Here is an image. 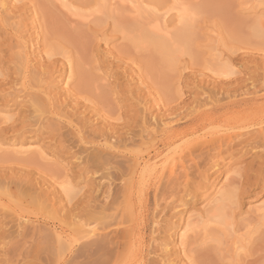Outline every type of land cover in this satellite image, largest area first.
Here are the masks:
<instances>
[{
    "label": "rangeland",
    "instance_id": "obj_1",
    "mask_svg": "<svg viewBox=\"0 0 264 264\" xmlns=\"http://www.w3.org/2000/svg\"><path fill=\"white\" fill-rule=\"evenodd\" d=\"M14 1L4 0L10 5H13ZM52 1L21 0L19 4H16L20 9L23 5V11L19 10V13L18 7L15 6L16 13L20 15L18 18L21 21L20 24L23 23L25 28L19 24L21 29H24V31L19 30V32L23 31L24 39H26V35H34L33 33L37 31L35 30L36 26L39 25L40 33L49 36L51 43H62V39H67L72 43V45L64 44L66 55L54 52L51 58H47L44 66L41 67L42 71L37 74L38 80H40L39 85L47 93H51V96L57 97V106L63 100L62 113L71 111L72 115L80 116L83 112V117L80 118L90 123L89 132L98 131L103 126L100 115H95L97 112L103 110L102 112L112 115L113 118L116 115L125 117L123 122L131 123V130L138 135L137 137L141 135V138H135L133 143L127 145V149L134 152L133 154L139 158L138 163L143 165L139 166L140 169L138 168L137 172L140 173L142 167L145 169L147 163L151 165H148L150 167L146 171L149 180L143 183V187L135 188L130 197H118L112 210L105 211V215L110 213V219L99 221L103 215H96L94 218L83 215L82 222L90 226L96 225L98 228L108 224V230H114L117 226L122 228L131 225V229H134L133 238L136 239L133 241H136L138 248L134 252V248L131 247L133 248L131 254L128 253V249L122 248L116 258L119 261L118 264H161L158 261L162 259V252L159 250L158 244L162 240H167L166 242H170V248L172 245L177 246L176 234L180 226L186 221H190L189 219L194 220L193 223H195L196 218L206 214L213 206L216 198L215 190L220 189L224 184H232L230 186L238 187L240 193L237 195L235 204H227L223 207L225 213L230 217L227 218V221L232 226L227 228L225 225L223 226L222 222L221 224L212 221L204 229L197 223V233L190 235L187 239L188 246L185 250L187 254L184 252L185 256L184 254L177 256L174 248L170 251L171 254H168L169 260H181V263L178 264H264V219L263 216L260 219L259 214L257 216V212L254 211L262 203L264 204V176L259 180L256 175V171L264 160V153L260 151L261 149L255 153L250 151L247 155H243L236 151L237 148H234L239 153L234 151L235 159L222 156L224 158L223 165L221 164L218 170H210V154L213 152H209V150L212 148L209 147L207 152L201 148L193 154L195 151L193 153L191 151L194 148L191 149L190 146L189 150L191 151L187 150L186 154L185 149H180L184 148L181 145L183 140L180 141L181 143L177 141L174 144L179 145H176L178 148L174 145L176 150L173 154L178 150L183 151L175 153L181 154L179 156H181L182 162L176 158L178 154L172 156L171 149L174 147L167 149L161 133H157L156 138L151 135L154 124L155 127L158 126L159 130L162 129V126H170L173 131L185 127L187 123V119L183 118L185 113L192 115L199 110L196 107L198 103L194 100L211 101L215 99L224 103L232 99L251 98L254 96L253 92L256 97L263 96L264 91L258 89L261 84H258L254 90L250 88L252 80L259 79V68L264 67L262 60L264 59V25L261 28L256 23L259 19H264V0H172L178 5L191 6V10L192 7L195 10L192 11L195 12V16L190 25L189 43L187 42V45L184 46L187 47L185 49H181L184 48L182 44H177L174 39V35L176 38V34H179L178 28L180 29L181 25L174 20L171 0H67L69 9L62 8L59 2L54 4L55 1ZM32 6L34 7L32 8ZM96 10L99 12L95 15L93 11ZM0 11L2 14L4 13L3 15L0 13V16L3 17L9 16L11 13L8 7L0 8ZM75 12L83 15L93 13L96 17L95 22L85 26L71 24V20H74L71 14ZM164 14L166 15L163 16ZM34 17H37L38 20L35 25L32 22ZM163 17L165 20L162 19ZM69 20L68 25L67 21ZM155 21L159 22L162 30L170 34L169 37L171 36L166 41L161 36L162 40L169 42V44L166 43L167 48L170 49L166 53L170 54L168 55L171 59L169 64H163L160 61L159 51L148 43L146 38L142 37L145 31L146 34H152L150 27ZM29 22L32 24L29 25ZM24 24L28 25L25 27ZM255 25L262 30L261 38H254L251 34L256 28L253 27ZM6 28L0 25V50L3 51L0 53V169L18 170L21 166L20 162L4 158L11 157L10 154L14 150L16 151L19 145L45 143L46 146H50V144L46 143L45 134L36 136L33 133L37 127H33L35 122L33 119H29L31 109L27 103L29 101L27 93L40 89V86L36 87L31 80L30 72L34 71L36 63L32 65L30 62L29 71L24 75L19 73L17 65L10 62V56L18 52L15 38L12 36L16 27H14V31ZM33 29L34 32H32ZM142 30L144 31L141 32ZM30 31L32 33H29ZM32 35L29 37L31 38ZM153 36L155 35L152 34ZM30 38L26 39L29 40L27 46L34 45L32 44L35 42L34 36H32L33 39L31 38L32 41ZM9 44L12 45L9 46ZM27 48L30 51V47ZM27 48L26 50H28ZM68 56L74 61L78 70L83 72L79 84L81 90L76 91L74 97L62 95L67 91L64 87V79L59 78L62 63ZM223 66L230 69L233 74L227 77L221 75L222 73L218 71ZM95 67H97V71ZM102 79H105V82ZM228 80H230L229 83ZM101 81L105 85H113L110 94L105 93V88L94 90V85L100 84ZM23 82L28 90L27 92L25 90L27 95L25 98L24 92L21 91L20 94H17V90L21 88L20 84ZM246 89L247 94L243 92ZM17 95L20 98H17ZM182 95L183 97H181ZM70 97L71 100L68 99ZM183 99L187 104L185 113L181 108ZM78 103L79 106H76ZM116 108L117 112L114 114L113 111ZM95 110L101 111L95 112ZM11 116L16 122V128L13 130L7 129V123H3L5 118L8 119ZM152 116L156 121L151 119ZM148 120L151 122L149 121V123ZM13 121L12 123H14ZM158 121L160 125H158ZM146 122L148 123L146 124ZM183 122L184 124H181ZM147 126H150L146 131L149 135L144 130V127L147 128ZM156 128L155 130L158 132L159 130ZM207 128V125H203L202 129L198 128L199 132L194 138L198 136V140H203L204 137L208 139L209 136L205 132L210 133L211 131ZM117 135L118 133H115V136ZM37 140L40 142H36ZM51 146L54 148L53 145ZM196 148L198 149L197 146ZM161 152L162 154H160ZM190 152L195 155L194 159L190 158L192 155L188 156L191 154ZM165 155H171L172 157H170L176 158L177 162L175 160L172 162L168 159L169 156L166 158ZM184 156L185 158H183ZM186 156L189 157V160ZM150 157L152 158L150 159ZM166 159L168 160L166 161ZM181 162L185 165V170L181 168ZM132 164L133 162L129 160L127 166ZM170 164H176L175 173L177 174L174 177H168V180H171L165 181L166 177L163 178V173L162 179L158 181L159 169L164 168L165 176L166 173L168 176ZM8 177L6 175L5 178ZM175 177L178 181L175 180ZM86 180L74 178L72 182L77 184L75 186L77 190L86 189L88 187ZM97 180L99 179L96 178ZM107 189L108 187L105 186L103 191ZM101 198L102 194L97 201H101ZM3 202H6L4 198ZM81 212L84 214V211ZM175 212L177 215L174 216ZM130 218L131 222H129ZM119 221L122 222V225L118 223ZM156 222L158 226L155 228H159L158 231L153 227V223ZM102 223L106 224L102 225ZM172 224L179 228L171 229ZM153 230L155 231L153 232ZM204 230H206V234H204ZM253 232L254 234H252ZM105 233H101V237L94 239L101 241L105 238ZM247 233L251 235L249 236ZM204 235L208 236H206L207 240L203 242ZM152 236L156 240L155 243L151 240ZM77 238L78 236L73 234L68 236L70 240ZM171 242L176 243L172 244ZM242 245H244L243 248ZM74 251L77 250L74 249ZM27 252L28 250L19 244L3 245L0 241V264H26L28 261L26 259ZM125 253L128 254L125 255ZM173 255H176L177 259ZM49 258V263L46 264H72V260H74L73 256L69 255L66 260L58 261L55 253H51Z\"/></svg>",
    "mask_w": 264,
    "mask_h": 264
},
{
    "label": "bare ground",
    "instance_id": "obj_2",
    "mask_svg": "<svg viewBox=\"0 0 264 264\" xmlns=\"http://www.w3.org/2000/svg\"><path fill=\"white\" fill-rule=\"evenodd\" d=\"M20 1L21 0H15L13 5L4 2V0L0 1V8L4 9L5 7H8L10 8L11 12H9L10 14L7 17L0 16V25L7 27V30L11 29L14 31V27L17 28H15V33H13L12 36L15 38L14 40L16 41L18 52L13 53L10 56V62H13L17 65V69L22 75L29 71L28 69L30 62L32 65L33 63H36L34 64V71H31L30 73L32 82L36 87H39L40 80H38L37 74L38 72L42 71L41 67L44 66V62L47 61L48 57L51 58L54 52L66 55V47L64 44L68 43V45H72V43L67 41V39H62V43H51L50 37L46 34L40 33L41 27L37 25V29H35L37 31L33 33L34 35L29 34V36L32 35L35 38V42L32 43L34 45L27 46L29 45V40L26 39L27 37H30L24 33V35H26V39H24L23 31L25 28L22 25L23 23L20 24L21 21L18 19L20 15L16 13L17 11L18 13L23 11V5L21 7L22 10L19 6H16V4H19ZM52 2H54V4L59 2L62 8H68L67 0H53ZM170 2H172L174 5L171 7V11L174 12V20H176L177 23L181 25V28H178L179 34H176V38L174 35V39H176L177 44H182V47H184L187 45V42L189 43L188 34L191 30L190 25L192 24L193 17L195 16V12L192 11L195 10L193 7L191 10V6H189V8L184 4L178 5L172 0ZM15 6L16 8L18 7L17 11H15ZM33 7L34 6H32V8ZM1 12L2 11H0V13ZM93 12H95L94 14L96 15V13L99 11L96 10ZM3 14L1 13V15ZM94 14L92 13L90 15H83L75 12L74 14H71L74 20H71V22L69 20L67 23L68 25L70 22L71 24H81L83 26L93 24L96 18ZM165 15L166 14L163 16ZM162 19L165 20L164 17ZM32 20L34 25L36 21H38L37 17H34ZM158 21H155L150 27L151 33L155 35L153 36L154 38L152 37V34H146V31L143 32L144 30L141 32H143L145 37H142L146 38L145 40H147L148 43H150L154 48H156V50L159 51L161 54L160 61L163 64H169L171 59L168 55L170 54H166L170 50L167 48V44H169V42L167 43L165 41L171 36L169 37L170 34L160 28L161 25H159ZM256 23L261 28H263L264 19L261 18ZM19 24L24 29H21ZM31 24L29 22V25ZM27 25H25V27ZM34 25L32 26L35 27ZM259 26L257 28L255 25L253 27L256 28L253 29V31L251 30V34L254 38H261L262 30ZM116 27H114V29ZM20 29L23 31L19 32ZM35 30L33 29L32 32ZM32 32L30 31L29 33ZM161 36L164 37L165 41L162 40L163 38ZM32 39L30 41H32ZM11 45L12 44H9V46ZM27 47H30V51ZM26 48L28 50H26ZM185 48L187 47L181 49ZM0 53H3V51L0 50ZM262 60L264 62V59ZM53 65H55V63H53ZM60 69L61 71L59 78L64 79L65 82L63 83L67 91L62 95H71V97L76 96V91L81 90L79 84L81 83L83 72L78 70L74 64V61L70 59V56L65 58V62L62 63V67ZM95 70L97 71V67H95ZM218 72H221V75L226 77L233 74L230 69H227V67L224 66L221 68V70L219 69ZM258 72L259 79L252 80V87L250 89L254 90L258 84H261V87L257 88L264 91V67L259 68ZM66 74L67 76L65 77ZM103 80L105 82V79H102V81ZM102 81L100 84L98 83L94 85V90L97 91L99 88H105V93L110 94L112 92L110 89L113 85H105ZM227 82L229 83L230 80ZM20 86L21 88L17 90V94H20L22 91L24 92V98L29 95V101L27 102L29 108L31 109V117H29V119H33V122L35 123L33 124L34 126H32L37 127L33 133H35L36 136H39V134H45L46 137L44 139L46 143L50 144V146H46L45 143L28 146L19 145L18 148L15 147L16 151H13L14 154L11 153V155L9 153L11 157L4 158L6 160L20 162L21 166H19L18 170L0 169V241L3 245L19 244L22 247H25L28 250L26 253V259L28 261L26 264L49 263V257L51 256V253H55L56 259L58 261L66 260L69 255L73 256L74 260H72V264H118L119 261H117L116 258L119 256L122 248L128 249L129 254H131V250H133V248L134 252L135 249L138 248L136 241H133L136 239L133 238L134 229H131V225L124 226L122 228L117 226L114 230H108V224L105 227L98 228L96 225L90 226L89 224L83 223L82 218L83 215L93 218L96 215H103L102 218L98 217L100 218L99 221L110 219V213L105 215V211L112 210L117 198L130 197L131 192L135 188H142L143 183L149 180V176L146 174V171L151 166L150 163H147L145 169L142 167L140 173H138L137 171L140 169L139 166L142 164L140 165V162L138 163L139 158L133 154L134 152L127 149V145L133 143L135 138H141V135L137 137L138 135L131 130V123L123 122L125 117H117L116 115V117L113 118L112 115H107L106 113L102 112L103 108L101 109L102 111L95 110V112L101 111L97 112L95 115H100V120L103 126L98 131L89 132L88 129L91 126L90 123L85 121L83 118H80L83 117V112L80 116L72 115L71 111L62 113L63 100L60 101V105L57 106V97L51 96V93H47L45 89L42 88V86H40L38 91H30L29 94L27 93V95L26 92L28 90L25 83L23 82L20 84ZM243 92L247 94V89ZM252 95L254 96L251 98L232 99L224 103H220V101H216L215 99L211 101L194 100L198 103L196 104V107H198L199 110L194 112L192 115H190V113L186 114L184 112L186 108L185 106H187V104L185 99H183V105L181 108L185 113L183 118L187 119V123L185 124L186 126L182 127L178 131H173L172 127L170 126H162V129L159 127V130L158 126L156 125V128L154 124V126H152L153 128L151 129V135L156 138L155 136L157 133H161L164 144L168 150L174 147V145L176 146L177 144L174 143L177 141L178 143H181V140L184 142V144H182L183 142L181 143L184 148L180 149L191 151L189 150V147L191 146V149L192 147L194 148V150L192 149L191 152L193 153V151H195L193 154L197 153V151H199L201 148H203L206 152L209 147L212 148L209 150V152H213L210 154V170H218L219 166L221 164L223 165L224 158L222 156L234 158L233 154L236 148V151L242 153L243 155H247V153L250 151L255 153L256 151H259V149H261L260 151L264 153V94L260 98L255 96V92H253ZM71 97L68 99L71 100ZM181 97H183V95ZM17 98H20V96L17 95ZM76 106H79V103L76 104ZM115 110L113 111L114 114H116L117 108ZM126 114L129 115L128 112H126ZM151 119L155 120L153 116ZM12 121V116L11 118L8 117V119L5 118L3 121V123H7L6 127L9 130L16 128V122L13 121L14 123H12ZM141 121H143V119H141ZM149 121L150 120H148V122ZM199 121L201 122L197 125ZM148 122H146V124ZM157 123L160 125L159 121ZM181 124H184V122ZM203 125H207V130L211 132H205L209 136L208 139H205L204 137V139L201 138L203 140H198V136L196 138H194V136L199 132L198 128L202 129ZM149 127L150 126H147V128L144 127L145 133L147 135H149L146 132L148 131ZM155 128L159 131L157 132ZM123 129L125 130L122 131ZM115 133H118V135L115 136ZM36 142H40V140H37ZM51 145H53L54 148ZM176 147L171 149L172 156H177L178 153H175L178 151L179 153L183 152L178 150L173 154V152L176 150ZM188 151L185 153L187 154ZM236 151L235 153H237ZM192 153L188 154V156H191ZM160 154H162V152ZM179 155L181 154H178L176 158H179V160L182 161L181 156ZM170 156L171 155H165V157L169 160L176 161V158H171L172 156ZM194 156L195 155H192L190 158L194 159ZM160 157L161 156L159 155V158ZM189 157H187L188 160ZM151 158L152 157H150V159ZM183 158H185V156ZM168 159H166V161ZM129 160H131L133 164L127 166ZM182 162L181 165H179L181 168H183V170H185V165ZM179 165H177L178 168ZM153 168H155V166ZM175 168H177L176 164H170L168 176L167 173L165 176L164 168L159 169L160 172L157 180L160 181L162 179L161 177L163 173V178L166 177L165 181L171 180H168V177L171 178L177 174L175 173ZM177 172L179 173V169ZM6 175L9 177L5 178ZM256 175L259 177V180H261V178L264 176V160L259 166V169L256 171ZM135 176H137L140 180H137L138 178ZM74 178H79V180L87 179L86 183L88 187H86V189L77 190L75 188L77 184H73L72 182ZM96 178L99 180L96 181ZM175 180L178 181L177 177H175ZM157 184L159 185L158 182ZM230 185L224 184L222 187L220 186V189L217 188V190H215L214 195L216 198L214 199L213 206L206 214L204 213L196 218L195 223H193L194 220L191 221V219H189L190 221H186V223L181 225L180 228L179 226L177 227L179 228L176 234L177 246L172 245L170 248V242H166L167 240H162L161 243L158 244V248L162 252V259L158 261L159 263H181V260H169L168 254L170 255V251L174 248L177 256L184 254V252L187 254L185 251L188 246L187 239L190 235L197 233V223H199V226L202 228L204 227V229L208 223L212 221L217 223L222 222L224 223L223 226L225 225L227 228L232 226L227 221L230 217H228V215L225 213L223 207L227 204H235L240 190L238 187ZM105 186H107L108 189L103 191ZM212 187H214V185H212ZM101 194V201H97ZM3 198L6 201L5 203L3 202ZM81 211H84V214ZM254 211L257 212V214L255 213L257 216L259 214V218L263 216L264 219L263 203ZM173 215H177V212H175ZM129 222H131V218ZM118 223L122 225L121 221ZM105 224L106 223H102V225ZM153 225L154 228L155 226H158L157 222L155 224L153 223ZM172 225L170 226L171 229L175 227V225ZM177 228L175 227L174 229ZM155 230L158 231L159 228H155ZM155 230H153V232ZM103 232H106V235L104 234V239L101 241L94 239L101 237V233ZM204 232V234H206V230H204ZM110 233L111 235L108 236ZM71 234L78 236V238L74 240L68 239V236ZM252 234H254V232ZM247 235L249 234L247 233ZM204 236L203 242L207 240L206 236L208 235ZM151 240L154 243L156 241L153 236L151 237ZM244 245H242V248ZM155 248L158 249L157 247ZM74 249L77 251H74ZM128 253H125V255Z\"/></svg>",
    "mask_w": 264,
    "mask_h": 264
}]
</instances>
